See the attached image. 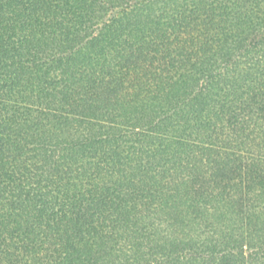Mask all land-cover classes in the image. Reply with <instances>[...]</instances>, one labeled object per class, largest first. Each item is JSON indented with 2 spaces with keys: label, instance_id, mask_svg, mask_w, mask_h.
<instances>
[{
  "label": "trees",
  "instance_id": "1",
  "mask_svg": "<svg viewBox=\"0 0 264 264\" xmlns=\"http://www.w3.org/2000/svg\"><path fill=\"white\" fill-rule=\"evenodd\" d=\"M0 264H264V0H0Z\"/></svg>",
  "mask_w": 264,
  "mask_h": 264
},
{
  "label": "rangeland",
  "instance_id": "2",
  "mask_svg": "<svg viewBox=\"0 0 264 264\" xmlns=\"http://www.w3.org/2000/svg\"><path fill=\"white\" fill-rule=\"evenodd\" d=\"M119 78H120V76H119ZM115 80L116 79H118V78H114ZM113 82H115V81H113ZM105 83H108V80H106V82ZM103 86H105V85H103ZM34 157H33V155H28V157L26 158V168L28 169V170H30L29 171V174H33L36 170H37V166H39V163H37V164H35L34 163ZM232 167H233V164H232ZM36 168V169H35ZM230 168V167H229ZM41 169V168H40ZM232 169H235V167L234 168H232ZM38 171H39V169H38ZM76 171V170H75ZM74 171V172H75ZM235 170H232V177L233 176H235V172H234ZM41 172H42V174H43V176H44V179H46V178H48L49 176H54L55 178V180H56V182L57 183H59V185H61L62 184V180L63 179H60L59 181H58V179H57V176H58V174H57V172H54V170H51V169H49V168H45V171H44V169H41ZM234 174V175H233ZM66 176H68L69 177V175L67 174ZM187 176H189V175H187ZM87 178H88V176H84L83 177V180L84 181H82L83 182V188H84V190H86L87 189V182H86V180H87ZM95 178V177H94ZM140 178H142V175H138L137 176V179L134 181V183H135V185L137 186H135V188H133V187H128V186H125L124 184L122 185V186H119V187H117V185H119V183L118 184H116V185H114L115 183H113V184H111V186L112 185H114V188H115V190L113 189L112 190V192H110L111 194H108V195H106V197H105V202H109V203H111L110 204V206H106V204H102V202L99 204V206L97 205V200L98 199H96V201L95 200H91V201H87L86 202V204L88 205V206H93L92 208H91V212H96L97 214H99V213H101L102 211H106L107 212V214L109 213V215L111 216V217H114L118 212H119V208H118V206H119V204L121 203V202H124V203H127L128 204V206H130V207H132L133 205H132V203H133V201H132V199H131V201L130 200H128V198L127 197H125L126 196V194H129L130 196H132V197H140L139 196V194L140 195H150V196H152L151 195V191H153V190H151L147 185H145L144 184V181L142 182H139V180L138 179H140ZM146 177H144V179H145ZM38 179V178H37ZM167 180V179H166ZM166 180L165 179H163V182L165 183L166 182ZM167 182H168V180H167ZM226 182V181H225ZM45 183V182H44ZM159 183H160V181L158 180V182H157V186L159 185ZM48 184V183H47ZM163 184V183H162ZM49 187H47V188H50V189H48V191L49 190H52V192L53 193H58L59 191H56V186L54 185V187H55V189H54V187H52L51 185H48ZM138 188V189H137ZM172 187H170V185L166 188V189H162L159 193H158V191L156 192V194H155V197H152L151 199H153V201H154V204H155V206H157L158 208H160L161 207V204H160V202L162 201V200H166L167 198V193L168 194H171L170 192H172V189H171ZM157 190V189H156ZM113 200L115 201V203H113L112 204V202H113ZM100 202V201H99ZM132 202V203H131ZM166 202L168 203L169 202V204H171V205H173V201L172 200H166ZM136 208H137V210H144V208H145V205L143 204V203H141V204H139V205H137L136 204ZM138 215H139V212L137 213ZM141 215V214H140ZM60 216V215H59ZM110 217V218H111ZM139 217V216H138ZM109 218V219H110ZM84 220L86 221V220H88V217L86 216V214H85V216H84ZM64 224H67L66 223V220L65 221H62V222H60V224H58L57 225V228L60 230V232H61V234H62V231H63V225ZM63 238H62V240H61V243L63 244V242H69L70 241V239H71V235L70 234H66L65 235V233L63 232ZM75 233H73L72 235H74Z\"/></svg>",
  "mask_w": 264,
  "mask_h": 264
}]
</instances>
